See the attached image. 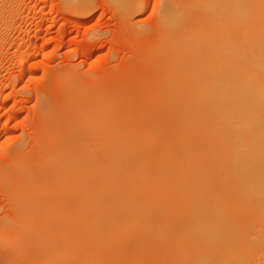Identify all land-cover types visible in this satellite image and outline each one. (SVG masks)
I'll use <instances>...</instances> for the list:
<instances>
[{"label":"bare ground","instance_id":"1","mask_svg":"<svg viewBox=\"0 0 264 264\" xmlns=\"http://www.w3.org/2000/svg\"><path fill=\"white\" fill-rule=\"evenodd\" d=\"M1 1L3 0H0V3H2ZM113 1L122 11L126 12L131 8L129 3L124 4L127 0ZM161 13L160 17H157V25H154L157 27V38L154 41L156 43H153L155 49L153 50L150 48L154 51L153 55L156 54L157 56L151 55V57L149 55L151 59L156 57L152 59L156 69L154 72H151V76L154 75L152 77H155V79L152 81L155 80L154 82H157L156 84L158 86L154 88V85H152V90L155 89V93L150 89L154 93L153 96L155 95V98L152 97V100L147 97L148 101H146L147 99L143 100L145 102L142 103L144 104L143 106L140 104L141 102L138 103L136 100V105L138 106L134 108L129 107L131 104L129 106L128 103H126L127 105L124 104L125 101L123 100L122 103L120 102L121 100L119 101V99L111 97L104 101H102V99V102L97 101L96 106H101L100 109L98 107V110L95 104L93 105L94 110L98 112L93 110V112L90 111L85 113L83 118L79 121L80 126L76 130L73 129L76 135L80 133V137L85 133L83 135L84 138L87 136L86 133L88 135H90V133H96L99 136L101 135L102 138H104L103 140L107 143H105L104 146L105 148L107 147V150L104 149L106 150L105 152L102 151V153L99 151L100 153H97L99 157H97L98 155L94 154L93 156V154H90L94 157H92L94 161L95 158L97 159V162L92 161L93 159L91 160V156H89L90 163L88 161L89 159H87L88 156H86L87 158L85 159L80 158L81 154L77 156L84 161L87 159L85 163H87L90 168H87L88 165L86 166V164L77 165V163L74 164V162L67 161L64 156L65 152L63 153L61 149L60 152L62 154L59 153L57 149L60 147H56V149H52V151L58 153H51L50 149V154L46 153L47 158H42L45 159L44 161L39 159V156L37 160L39 159L40 162L37 164L30 166L27 165L28 163H21L20 166L18 165L20 168H17L21 170V176L18 177H20L21 180H15L21 181L24 189L29 186V189L33 190V187L38 185L35 184L37 180H41V178L49 179L54 176V178H50L49 181L55 183L53 187V189L57 187L55 191H59L60 194L64 193L62 195L63 197L71 199L73 206H75L72 207V209L75 208L72 211H75V213L72 214L79 216V219L83 217L81 222L83 221L84 225H90L89 222L86 223V219L92 220L91 223L94 220L95 223H92L94 224L93 226L92 224L90 225L91 228L88 225L90 229L96 226L98 230L97 225H99V222L102 220L103 222L105 220L107 222L108 220L106 218L110 219L108 222L111 223L121 219L124 215L122 220L125 219L123 222L127 224L125 227H123V224H119L120 222L122 223V221L119 220V223L117 221L111 223L112 225L109 224L110 229L104 228L103 230V227L99 225V229L101 227V231H106L107 235L101 232L103 233L102 235L105 236L101 239L103 236L101 233L98 234L101 238L100 240H96L97 243L93 239L94 236L92 237V242H95L97 246L101 242L100 248H102L101 246L103 245L108 246L109 244L107 245V243L113 238V241L116 242V245L114 243V248L116 249H112V255L107 257L108 261L110 260L109 263L106 262L105 259L99 260L95 258L99 261V263L96 261L98 264L104 261L103 264H110L113 257H117L118 259H114L116 262L112 260L111 264H138L140 262L138 260L143 258L147 259L149 258L148 255H152V257L151 259H147V262L151 260L156 264H160L158 260L161 261L165 252L167 253L170 251L164 250V243L173 235H176L174 237L177 239L175 241L176 243H179L185 236L189 238L193 237L191 239L196 237L195 240L197 236L200 238L204 237L203 240H205V242L211 239V242H208L211 244H213L214 241L216 244L219 241L220 244L224 242L223 239H232L234 237L232 239L233 241L236 242L238 239L239 245L242 247L245 245V249L240 246L243 249L242 251H244L243 254L245 253L246 255L247 253L245 250L249 248L252 250L249 251L248 249L247 252L249 256L252 255L250 253L254 252L255 254L256 250L257 254L263 252L262 255L264 256V226H262V222L264 221V0H166V4ZM124 14L125 13H123V15ZM152 50H150L151 53L147 50L144 51L152 54ZM146 57L147 55L145 58ZM149 81H151V79H149ZM137 92L139 93V91ZM134 94L138 95L137 93ZM139 95L141 97L140 93ZM150 96L151 92L149 94V97ZM140 97L139 100H141ZM100 98L105 97L103 96ZM150 99L152 102H149L151 101ZM93 137L92 139L95 140L96 137ZM86 138L89 139L90 136ZM97 139L99 140V137ZM72 140L74 141V139ZM93 140L90 138L88 144ZM46 141L48 142V140ZM58 141L61 140L59 139ZM68 141L69 140H67V142ZM53 142L55 143V141ZM77 142H79V140H77ZM93 142H91L92 146H96ZM73 143H71V146ZM101 143L103 144V142ZM92 146L90 149H92ZM72 147L70 149H72ZM82 150L80 151L82 152ZM97 150H101V148ZM91 151L92 150H90V152ZM72 153L74 152L72 151ZM76 153H78V151ZM83 155L84 154L81 156L83 157ZM70 156L71 155H68L67 159ZM74 156L75 155H73V157ZM74 159L75 158H73V160ZM96 163L99 165L97 169H100L101 172H99L100 176L97 177H95L96 175L92 176L89 174V170L96 168H94L93 165H96ZM2 169L3 167L1 170ZM97 169H95V171H97ZM4 170L2 172H4ZM58 172L61 175L58 174ZM54 174L57 176V180ZM59 180L65 183V188H62V185H60V187L56 185L57 182L60 183ZM46 189L49 191L50 186ZM125 192H127V195L129 193L130 196L128 195V197ZM46 193L48 192L46 191ZM18 195H21V193ZM49 195L51 194L49 193ZM20 197H22V195ZM33 197L34 196L30 198L33 199ZM45 198L47 199V197ZM59 201H61V199H59ZM25 202L27 207V201L25 200ZM33 202L37 206L36 197L32 200V203ZM127 202L130 207L134 206V209H132V207L129 208V206L128 208L119 207L120 204L127 206L124 205V203ZM101 203H103L102 205L105 204V207L98 208L100 206L97 207L96 205H101ZM115 203L120 204L116 205ZM131 203L140 207L137 206L138 208H135L136 205H131ZM107 204H110V206H106ZM20 205H22L21 202ZM33 211L34 213H38L37 210ZM40 211L39 209V213ZM145 211L147 215H144ZM30 212L33 215L32 209ZM49 213L50 212H48V215ZM138 213L145 217H143L145 219L142 222L143 224L141 223V219H139L140 222L135 221L140 216ZM28 215L30 217V214ZM28 215L25 214L26 217ZM120 215L121 217H119ZM128 217L130 218L128 219L129 221L127 220ZM27 218L25 219L26 221ZM48 219H50V217ZM42 220L41 222H44V220L47 219L43 217ZM189 220L192 222L194 221V224ZM187 221H189L191 225L187 224ZM103 222L101 225L106 223ZM146 222L149 223L147 224ZM184 222L186 225H184ZM256 222L257 224L261 222V225L255 224ZM25 223H28V221ZM136 223H141L137 225L139 229L136 228ZM178 223L182 224V226L181 224L178 225L179 228L177 227ZM196 223L197 225L194 226ZM46 224L44 222V225L48 226ZM56 224H58V222ZM71 224L73 225V223ZM113 224L115 225L113 226ZM7 226L8 228L5 230H9H7V235L9 236L10 232L13 231V226L11 227L9 224H7ZM39 226L40 225L37 227ZM71 226L69 228H71ZM73 226L76 227L77 225ZM256 226L259 228H255ZM27 227L29 229L32 226L29 227L28 225ZM88 227L86 228L88 229ZM46 228L47 231L48 227ZM84 228L85 226H83V229ZM96 228L93 229V232ZM90 229H88V236L94 235L89 231ZM36 230L38 232L40 231L38 228ZM172 230L175 232L179 231V233L177 232L176 234ZM126 231L127 233L133 234L137 232L140 234L138 235L140 238L137 237V241L133 240L134 244L132 242L133 245H129L132 241L129 240V237L132 236L129 234L130 236L127 240L129 243H122L120 238L124 236ZM180 232L183 234L185 233V236L178 241L177 236H180L178 235L181 234ZM48 234L52 236L51 233H47V235L46 233H41V235H45L46 237L49 236ZM76 234H78L80 238L87 237L81 236L79 233ZM35 235H37V233ZM40 237H38V239ZM89 237L87 238L89 239ZM42 238H44V236H42ZM21 239L22 238H20V240ZM34 239L36 238H33V240ZM53 239L55 240V238ZM131 239H133V237ZM123 240L125 242V237ZM212 240H214L213 243ZM170 241L171 239L169 242ZM12 242H14V240ZM184 242L183 240L181 241V243ZM229 242L228 246L234 248L235 245H231L232 241ZM45 243H47V241ZM49 243L52 244L51 239ZM85 243V246L89 244L87 242ZM109 243H112V241ZM118 243H120V245ZM171 243H174V241H171ZM219 244L218 246H221ZM37 245L41 246V244ZM127 245H129L130 248H128L129 246L127 247ZM168 245L167 247H171ZM236 245L237 247L239 246L238 243H236ZM97 246L93 248L96 250L98 249ZM111 246H113V243L110 247ZM225 247L227 246L225 245ZM53 250L55 249L52 248L51 251ZM101 250H103V248ZM104 250L110 252V250L106 248ZM128 250L133 251L135 254ZM230 250L232 251V249ZM233 250H236V247ZM157 252L159 253V257L156 260L154 255L157 258ZM53 253L55 252L53 251ZM100 253H102V251ZM128 253L129 255L132 253L135 257H133L132 254L130 256L133 258L129 257V255H127ZM240 253L243 255L242 252ZM240 253L239 251H234L229 254H234V256L231 257L235 259L238 256L239 259H236V262L238 260L242 262L244 257H241L240 260ZM72 254L73 253H71V255ZM160 254H162V256ZM235 254L239 255L236 256ZM55 255L56 254H54V256ZM262 255H259L258 258L261 257L260 259L263 260L264 258H262ZM134 258H138V260H134ZM232 258H230V260ZM86 259H88V257L82 260L85 261ZM226 259L229 261V256ZM245 259L248 258L246 257ZM89 260L91 261V258L86 261L89 262ZM81 263L83 264L84 262L82 261ZM263 263L264 260L262 261V264Z\"/></svg>","mask_w":264,"mask_h":264},{"label":"rangeland","instance_id":"2","mask_svg":"<svg viewBox=\"0 0 264 264\" xmlns=\"http://www.w3.org/2000/svg\"><path fill=\"white\" fill-rule=\"evenodd\" d=\"M1 2L3 4L0 3V6L2 4V6L0 7V14H1L0 15V176H1L0 177V264H62V263L82 264L81 263L82 261L85 264H90V263L98 264L99 261L96 260L95 258L99 260L105 259L106 262L109 263L110 260L108 261L107 257H109V255L110 256L112 255V249L114 250L116 249L114 248L116 245V242L113 241L114 238L112 240H109V242L112 241L113 243V246H111L112 248L110 247L112 243H109L107 241L108 242L107 245L108 244L109 245L101 246L103 250H101L102 248L99 247L101 242L99 243L98 241L99 243L98 246L95 244V242L97 243L96 240H100L101 238L99 237L98 234H100L101 232H104V234L106 233V231H103L104 228L110 229V225H112L111 223L117 222L119 220L122 221V223L121 222L119 223V221L118 223L121 225L123 224V227H125L127 225L126 223L125 224L123 223L125 219L122 220L124 215L121 219H118L111 223L108 222L110 221V219L106 218L108 220L106 222V220L103 218L105 220L104 222H106L103 225H101V223L103 222V220L101 219L102 221L99 222V225L103 227L102 228L103 230L101 231V227L99 229V225H97L98 224L97 223L96 225L98 226V230L96 226H94V228H96L94 233L93 232L94 228L90 229L91 228L90 225L94 222V220L91 223L92 220L90 221L85 218L86 223L89 222L90 225L89 224L84 225L83 221L81 222L83 217L79 219V216H77L76 214H72L75 213V211L72 212L75 209V208L72 209V207L75 206H73L71 199L70 198L67 199V197H63L62 195L64 193L60 194L59 191H55L57 187L56 189H53L55 183H53L52 179H51L52 182H50L49 179L54 178V176L50 177L49 179L41 178V180H37L36 183L35 182L34 183L38 185L35 186L36 188L33 187L34 188L33 190L29 189L30 188L29 186L26 188L28 190L24 189V187L21 184V181H17L15 179L21 180V178L18 177L21 176L20 173L21 170L18 169L20 168L19 166L21 165V163L23 164L28 163L27 165L32 166L33 164H37L38 162H40L39 159L44 161L45 159L42 158H47L46 155L50 154L49 153L50 149H51V153H55L56 151H52V149L54 150L56 149V147H60L57 149L59 153H61L60 152L61 149L63 150L62 151L63 153L65 152L64 156L67 161L74 162V164L77 163V165L86 164V166L88 165L87 163H85L87 159H89L88 161L90 163L91 162L90 158L92 160L94 158L93 157L94 154L98 155L97 157H99V154H97L100 153L99 151L105 152L107 150L106 149L107 147L106 148L104 147L106 142L103 140L104 138H102L101 135L99 136L96 133L94 134L92 133L93 135L90 133V135H88L86 133L87 136L83 138V135L85 134L84 132H83L84 134L82 133L83 135L80 137H79L80 133L79 135H76L75 132V130L80 126L79 121L81 120V118H83L85 113H88L90 111L93 112L94 104L95 107H97L96 106L97 101L102 102L112 97L119 99V101L121 100L120 102L122 103L123 101H125L124 104L128 103V106L131 104V106L129 107L136 108L138 106L136 105L137 101L138 103L141 102L140 104L143 106L144 104L142 103H145L143 100L147 99L146 101H148V98H151L152 100L153 98H155V95L153 96V94L155 93V89L152 90L153 88L152 85H154V88H157L158 85L156 84L157 82H154L155 80L152 81L153 79H155V77H152L154 75L151 76V72H154L156 69L154 67L155 64L153 63L152 60L156 57H153L151 59L152 56L156 55V54L153 55L154 54L153 50L155 49L154 44L156 43L154 41L157 38L156 37L157 27L154 25H157L156 21L160 17L161 11L164 9L166 0H127V2H125L124 4L129 3L131 5V8L126 11L127 13L125 11H122V9L118 7L113 0H3ZM123 13H125L126 15L124 14L125 15L124 16ZM150 48H152L153 50ZM144 50H147L148 52L152 50V54H150L151 52L147 53V51ZM144 55L145 56L147 55V57L145 58ZM149 55L152 56L150 57ZM149 79H151V81H149ZM149 82H152L153 84ZM150 89L154 91V93ZM137 91H139L141 97ZM149 91L151 92L150 97H149L150 94ZM134 93H137L138 95ZM102 95L105 98H100L103 97ZM132 95L135 96L133 97ZM139 97L141 98V100H139ZM152 100L149 102H152ZM100 108L101 106L99 107V109ZM94 111L98 112L96 110ZM89 136L91 140H93L92 139L93 136H95L96 139L93 140L94 142L90 141V143L88 144V140L90 138L88 139L86 137ZM97 136L99 137V140L97 139L98 138ZM64 137L66 138V140ZM51 138L53 139V141H55V143L52 141ZM43 139L45 141L48 140V142L46 141L47 142L46 143ZM59 139L61 141H58ZM72 139H74V141ZM67 140L69 141L67 142ZM77 140H79V142H77ZM99 141L103 142V144ZM70 142L71 143L74 142L73 143L74 145L72 144V146L75 149L71 146ZM91 142H93V144L96 146H92ZM97 142L100 144H98ZM90 144L92 146V149H90L91 148ZM71 147L72 149H70ZM83 147L85 148V150ZM94 147L95 148L98 147L97 149L101 148V150H97ZM17 148H20L21 150ZM76 149H80V150L83 149L82 150L83 153L80 150H76ZM90 150L95 152L93 153L91 151L92 152L91 153ZM72 151L74 153H72ZM77 151L78 153H76ZM71 153L75 156L73 157ZM80 154L81 155L84 154L83 155L84 158ZM90 154H93V156H91ZM66 155L67 156L71 155L70 157L72 158L69 157L67 159ZM78 155H80V158L82 159L87 158L86 156H88V158L84 161L82 159H79V157H77ZM89 156L91 157L89 158ZM38 157L39 159L37 160ZM73 158L75 159L73 160ZM80 161L84 163L82 164ZM92 161H94V159ZM95 161L97 162L96 158ZM93 165L94 168L96 167L95 169H97V167L99 168V165H97V163H96L97 166L95 164ZM2 167L3 169L1 170ZM87 168H90L89 165ZM95 169L92 170L88 169L89 174L92 176L96 175L95 177L100 176L101 173L100 169H97V171H95ZM3 170L4 172L5 171L8 172L4 173L2 172ZM96 172L98 173L100 172L99 175ZM6 173L8 174V177ZM58 174L60 173L58 172ZM56 175L55 178L57 177ZM57 179L58 178H56V180ZM61 182L62 181H60V183ZM58 183L59 182L56 183L58 187L62 185L61 187L65 188L64 182H62L61 184ZM49 186L50 189L48 191V189L46 188H49ZM46 191L48 193H46ZM20 193L22 197H20L21 195H18ZM29 193L31 194V196ZM49 193L51 195H49ZM125 194L127 195V192H125ZM32 196H34L33 199H35L36 197L37 206L35 204L36 201L35 203L33 202L34 204L32 203L33 199L30 198ZM45 197H47V199ZM61 197L67 200L62 199ZM22 198L24 201L22 200ZM57 198H58V202H57ZM59 199H61V201H59ZM25 200L27 201L28 204L27 207L25 205L26 204ZM20 202L22 205H20ZM67 203L71 204L72 206ZM99 204L96 205L97 207L100 206L98 208H103V206L105 207V204L102 205L103 203H101L102 207ZM133 204L134 203H131V205ZM31 205L35 207H32ZM108 205L110 206V204H107L106 206ZM124 205L127 206H123L120 204L119 207L122 206L123 208L124 207L128 208L129 203L128 202L124 203ZM111 206L113 207L112 203ZM137 206L138 205H136L135 208L140 207ZM131 207L132 209H134V206ZM131 207L129 206V208ZM31 209L33 215L30 212ZM39 209L41 210L40 213H39ZM33 210L35 211L37 210L38 213L36 212L34 213ZM48 212H50L49 215L52 216H49ZM25 214L26 215L30 214V217L28 215L27 218ZM144 215H147L146 211ZM24 216L25 219L27 218L28 223H25L27 221L24 219ZM42 216L44 217V219H47L44 220V222L46 224V222L48 221L46 224L48 226H45L44 222H41L43 221ZM48 216L50 217V219H48L49 218ZM141 216L142 215H140L139 218L135 221L140 222L139 219H141V223H142L143 220H145L144 219L145 217L144 216L141 217ZM62 217L64 218V220ZM119 217H121V215ZM128 219L130 218L128 217L127 220ZM79 221L81 227L79 225ZM189 221H187L186 223L190 224ZM30 222L36 228H34ZM57 222L58 224H56ZM74 222H76L77 224ZM261 222L258 224L256 222L255 224L261 225ZM263 222H262V226H264ZM71 223L77 226L75 227ZM132 223L135 224L134 222ZM141 223L138 224L136 223L135 225L136 228L139 229L137 225H140ZM146 223L148 224L149 222ZM186 223L184 222V225H186ZM7 224H9L11 227L13 226V231L10 232L9 236L7 235L8 229L5 230L6 228H8ZM180 224L181 223H178L177 227ZM192 224H194V221L192 222ZM28 225L29 227L30 226L32 227L28 229L27 227ZM38 225H40L39 226L40 228L37 227ZM88 225L90 228L88 227ZM93 225L94 224H92V226ZM114 225L115 224H113V226ZM196 225L197 223L194 226ZM70 226L71 228H69ZM83 226H85L84 229ZM46 227H48L47 231H46L47 229ZM86 227H88V229H90L89 231L94 234V235H89L91 238L87 235L88 229ZM257 227L258 226H256L255 228ZM37 228L41 231V233L43 234L46 233V235L47 233H51L52 236H50V234H48L49 236L47 237L45 235H41L40 231L38 232L36 230ZM33 230L35 234L37 233V235L34 234ZM84 232L86 235L84 234ZM177 232L179 233V231ZM177 232L175 233L177 234ZM76 233H79L81 236L82 235L87 236L89 237V239L87 237H85L86 239L84 237L80 238L79 235ZM125 233L124 236L120 239L122 243H129V241H127L128 237L132 235L131 237H129L130 238L129 240H132L131 243H129V245H131L132 242L134 244L133 240L137 241L138 239L137 237H139L138 235H140L137 232L133 234V233H127L126 231ZM102 234L103 233H101V235ZM181 234H178L180 235L179 236L180 238L177 236L178 241L181 240L183 236H185V233L184 234L181 233ZM10 235H13L14 237ZM95 235L99 239H97ZM105 235H107V233ZM42 236H44V238H42ZM93 236L95 242H92ZM175 236L176 235H173L172 236L173 238L169 237L171 241H174V243H171V241L169 242L170 239L167 242L165 241L164 250L166 249L170 251L167 253L165 252L164 256L160 254L162 256L161 259L163 260V261L158 260L160 264H262V261L264 260V259L263 260L260 259L261 257L258 258L259 255L263 254V252H261V254L258 253L259 254L258 255L256 252L257 250L256 251L254 250L255 254L253 252L250 253L252 255L249 256L247 252L249 248H246L245 251L248 254V256L247 254L245 255V253L243 254L244 251H242L243 250L242 248L245 245L243 247L239 245L240 243L238 239L236 242L233 241L232 239L234 237L232 239L225 238L226 240L225 239L223 240L224 242L225 241L227 242L224 243L223 241H221L223 243L220 244L219 241L216 244L215 241L212 240V243L213 241L214 243L211 244L208 243L211 242V239L209 241L206 240L207 242H205V240H203L204 237H201L202 238L201 239L198 236L196 240H195L196 237L194 239H191L193 237L189 238L188 236H185L182 239L183 241H185L184 243H181L182 240L179 243H176L175 241L177 239L174 238ZM38 237L40 238L38 239ZM49 237L51 239L52 244L49 243L50 242ZM104 237L105 236H103L101 239H103ZM124 237H125V242L123 240ZM132 237L133 239H131ZM20 238L22 239L20 240ZM33 238L36 239L33 240ZM53 238H55V240ZM13 240L14 242H12ZM228 240L232 241L231 245H235L236 250H233L235 248L234 246H233L234 248L228 246V244L230 243ZM4 241L6 242V244ZM46 241L47 243H45ZM85 242L89 244L85 246L86 244ZM93 243L94 246L96 245L98 249L99 248L100 249L99 250L96 249L97 250L96 251L94 249L96 248V246L94 247ZM166 243L167 245L169 244L171 247H167ZM236 243H238L239 245L238 247ZM37 244H41V246ZM118 244L120 245V243ZM218 244L221 245L223 248L221 246H218ZM51 245L53 249L55 250L58 249L56 251L53 250L55 253L51 251L52 250ZM125 245H121V246H125ZM129 245H127V247ZM225 245L228 248L229 247L230 248L228 249L227 247H225ZM105 248L107 250H110L111 253L104 250ZM128 248H130V246ZM230 249H232V251ZM228 250H230L232 253L234 251L236 252L239 251V253L242 252L243 255H241V253L240 255L239 254L237 255H239L240 260L241 257L242 258L244 257V260H242V262L239 260L236 262V259H239L238 256L235 254L237 256V257L235 256L236 259L234 257L232 258L231 256H234V254L230 255L229 253L231 252ZM101 251L102 253H100ZM128 251L130 252L131 250ZM249 251L252 250L249 249ZM131 252L135 254L133 251ZM71 253L73 254L71 255ZM83 253L85 256L83 255ZM132 253H130V255ZM54 254H56L55 255L56 257L54 256ZM157 254H158L157 258L154 255L156 260L159 257L158 252ZM127 255H129V253ZM130 255L129 257H132ZM57 256L59 257V259ZM228 256H229V261L226 259ZM245 256L248 259H245L246 258ZM86 257H88V259L91 258V261L89 260V262H87L86 260L88 259H86L85 261L82 260L85 259ZM133 257H135V255H133ZM148 257L149 258L147 259H151L152 255L151 256L148 255ZM116 258L117 257H113V259H111V262ZM230 258L232 259L230 260ZM262 258H264L263 255ZM135 259L138 260V258H134V260ZM143 259L138 260L140 261L138 264L155 263L152 262L151 260L150 261L148 260L149 262L148 263L146 258L144 259V261ZM96 261L98 263H96ZM114 261L116 262V260ZM101 263L102 262H100V264Z\"/></svg>","mask_w":264,"mask_h":264}]
</instances>
